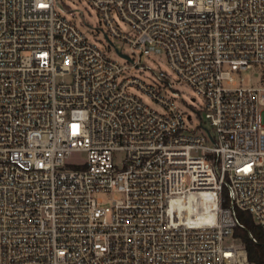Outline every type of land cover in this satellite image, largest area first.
<instances>
[{"label": "built area", "instance_id": "obj_1", "mask_svg": "<svg viewBox=\"0 0 264 264\" xmlns=\"http://www.w3.org/2000/svg\"><path fill=\"white\" fill-rule=\"evenodd\" d=\"M61 1L0 0V264H264L236 234L258 242L240 210L264 231V0H88L131 64ZM161 53L176 78L127 76Z\"/></svg>", "mask_w": 264, "mask_h": 264}, {"label": "rangeland", "instance_id": "obj_2", "mask_svg": "<svg viewBox=\"0 0 264 264\" xmlns=\"http://www.w3.org/2000/svg\"><path fill=\"white\" fill-rule=\"evenodd\" d=\"M61 5L70 10V18H73L92 39H97L98 44L104 48L109 53V55L121 60L123 63L131 64V60H126V58H123L119 54V52L116 50V48H118L123 53L128 54L131 58L137 59V56L131 52L130 46L120 39L112 37L114 44L109 42L105 35V32L107 31L106 23L103 21L101 13L88 0H62ZM114 17L123 30L129 31V26L120 18L117 13L114 14ZM140 62L146 68L139 69L138 67H131L126 71L127 76H135L147 83H153L154 74L163 70L171 74L173 78H176V75L170 68L167 56L164 53L150 56L143 54L141 56ZM232 74L237 84L242 83L244 85L256 86L261 84V66H255L254 68L244 70L240 73L233 72ZM173 86L181 94V96L177 97V101L185 112V118L190 119L189 123L191 126H199L202 118L205 116V110L203 109L204 100L202 96L187 83L175 82ZM128 90L142 97V99L149 105L158 109L161 108L139 87L135 85H129ZM168 93L171 94L172 91L168 90ZM85 157L86 155L84 153L74 154L75 160H84ZM113 195L118 196L119 194H105L102 195V197H104L105 200H108ZM204 209V214H202L201 220H210V216L207 215L209 210L206 208V206Z\"/></svg>", "mask_w": 264, "mask_h": 264}, {"label": "trees", "instance_id": "obj_3", "mask_svg": "<svg viewBox=\"0 0 264 264\" xmlns=\"http://www.w3.org/2000/svg\"><path fill=\"white\" fill-rule=\"evenodd\" d=\"M241 219L246 223L247 227L251 229L258 237V242L255 243L248 236L247 231L244 229H237L236 234L240 235L243 243L245 244L249 259L251 261L261 262L264 254V231L260 225L256 224L251 215L243 210L239 211Z\"/></svg>", "mask_w": 264, "mask_h": 264}, {"label": "bare ground", "instance_id": "obj_4", "mask_svg": "<svg viewBox=\"0 0 264 264\" xmlns=\"http://www.w3.org/2000/svg\"><path fill=\"white\" fill-rule=\"evenodd\" d=\"M205 206H206V208L209 210V208H210V207H209V204H206Z\"/></svg>", "mask_w": 264, "mask_h": 264}, {"label": "water", "instance_id": "obj_5", "mask_svg": "<svg viewBox=\"0 0 264 264\" xmlns=\"http://www.w3.org/2000/svg\"><path fill=\"white\" fill-rule=\"evenodd\" d=\"M125 57H127V55L126 54H123Z\"/></svg>", "mask_w": 264, "mask_h": 264}]
</instances>
